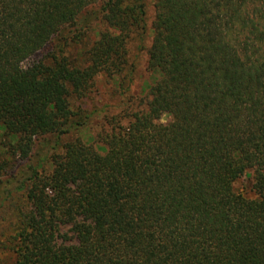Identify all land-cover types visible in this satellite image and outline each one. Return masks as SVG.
<instances>
[{"label":"trees","instance_id":"1","mask_svg":"<svg viewBox=\"0 0 264 264\" xmlns=\"http://www.w3.org/2000/svg\"><path fill=\"white\" fill-rule=\"evenodd\" d=\"M93 15L83 53L24 64ZM144 16V0H0V173L26 161L13 264H264V0H155L145 98L100 144L71 137L97 76L128 87ZM249 170L255 198L234 187Z\"/></svg>","mask_w":264,"mask_h":264},{"label":"rangeland","instance_id":"2","mask_svg":"<svg viewBox=\"0 0 264 264\" xmlns=\"http://www.w3.org/2000/svg\"><path fill=\"white\" fill-rule=\"evenodd\" d=\"M145 26L133 32L129 40V60L132 67V75L128 82V87L121 86L117 78H110L105 75H99L95 79V84L86 96L77 99L76 104L86 109L90 114L88 123L71 134V137L78 136L86 142L95 145L100 144L97 141V135L102 130H106L107 118L114 115H120L125 110L135 109L139 99L145 98L149 86L155 78V74L148 68V48L152 41V24L155 18V0H144ZM89 26H82L81 29L66 30L63 37L56 36L43 49L28 58L24 64L29 65L33 61L48 59L56 53L72 55L73 57L83 53L88 43H91L97 36L101 28L99 18L91 16ZM77 33V35H74ZM143 103V102H142ZM144 106V105H143ZM168 115L162 116V121L168 120ZM69 139L64 137L60 144L50 141L49 148L40 145L37 146L33 154L34 159L39 156H45L47 149L57 146L60 149L61 143ZM38 150V151H36ZM15 169L16 176L0 173V264H13L16 255L13 252L11 241L13 235L17 232L20 225V212L26 205V199L22 192L15 190L18 179L21 178L26 165ZM236 191L242 192L250 198L258 197L254 187V172L247 171L234 183Z\"/></svg>","mask_w":264,"mask_h":264}]
</instances>
